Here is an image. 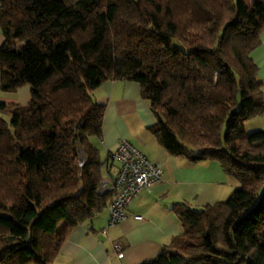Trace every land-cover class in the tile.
<instances>
[{"label": "trees", "instance_id": "trees-1", "mask_svg": "<svg viewBox=\"0 0 264 264\" xmlns=\"http://www.w3.org/2000/svg\"><path fill=\"white\" fill-rule=\"evenodd\" d=\"M0 29V90L30 93L0 102V264H51L107 206L92 92L116 79L139 85L170 156L238 183L213 205L173 206L181 235L139 264H264V130L245 131L264 114L250 56L264 0H0Z\"/></svg>", "mask_w": 264, "mask_h": 264}, {"label": "crops", "instance_id": "crops-1", "mask_svg": "<svg viewBox=\"0 0 264 264\" xmlns=\"http://www.w3.org/2000/svg\"><path fill=\"white\" fill-rule=\"evenodd\" d=\"M3 42L0 29V47ZM17 46L23 48L27 43L17 42ZM250 56L259 67L258 74L264 73V31ZM92 96L104 105L101 139H91L101 160L106 162L108 152L119 140L127 139L151 162L160 166L162 175L151 189L130 202L126 218L118 224L106 227V206L89 221L73 227L51 264H139L156 256L174 237L181 235V224L173 213V206L179 203L189 208L213 205L236 187L235 181L215 161L191 163L170 156L149 131L156 120L148 103L141 98L137 83L107 80L92 92ZM29 99L28 85L13 92L0 90V102L3 103L25 105ZM115 166L108 163L106 169L103 167V175L113 173ZM134 215L141 216V220L133 219ZM112 241L124 245L121 257L112 252Z\"/></svg>", "mask_w": 264, "mask_h": 264}, {"label": "built area", "instance_id": "built-area-1", "mask_svg": "<svg viewBox=\"0 0 264 264\" xmlns=\"http://www.w3.org/2000/svg\"><path fill=\"white\" fill-rule=\"evenodd\" d=\"M107 158L104 168L108 162L116 163L115 170L111 174L104 173L98 193L109 196L106 227H111L126 218L127 207L135 197L160 180L162 169L127 139L119 140ZM133 219L141 220V216L134 215ZM123 249L120 241L111 242V250L117 257H121Z\"/></svg>", "mask_w": 264, "mask_h": 264}, {"label": "rangeland", "instance_id": "rangeland-1", "mask_svg": "<svg viewBox=\"0 0 264 264\" xmlns=\"http://www.w3.org/2000/svg\"><path fill=\"white\" fill-rule=\"evenodd\" d=\"M253 2H254V0H240V3L243 6V8L248 10V11L251 10ZM257 67H258V65H257ZM258 77H259L260 81L262 82V89H264V73H262V71H261L260 74H258ZM256 130H264V114L257 115L255 117L249 119L247 121V123L245 124L246 133H251V132H254ZM114 164L116 165V163H114ZM234 184H235V186L238 185V183L236 181L234 182ZM231 190H230V192H231ZM228 194L225 195L224 197H222L223 198L222 201H224L227 198ZM199 208L200 207H196V208L194 207L193 209H199Z\"/></svg>", "mask_w": 264, "mask_h": 264}]
</instances>
